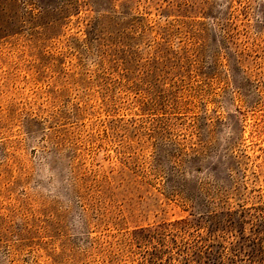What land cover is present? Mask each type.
Masks as SVG:
<instances>
[{
    "label": "rangeland",
    "instance_id": "1",
    "mask_svg": "<svg viewBox=\"0 0 264 264\" xmlns=\"http://www.w3.org/2000/svg\"><path fill=\"white\" fill-rule=\"evenodd\" d=\"M17 4L34 15L0 30V264H183L228 211L222 264H264V0L0 11Z\"/></svg>",
    "mask_w": 264,
    "mask_h": 264
},
{
    "label": "trees",
    "instance_id": "2",
    "mask_svg": "<svg viewBox=\"0 0 264 264\" xmlns=\"http://www.w3.org/2000/svg\"><path fill=\"white\" fill-rule=\"evenodd\" d=\"M15 3H18V0H13ZM71 2V1H70ZM69 1H63L60 5L59 9H57V13L61 15H67L68 10V4H70ZM78 2V0H77ZM117 11V10H115ZM110 12L109 14H111ZM116 14V12H113ZM112 13V14H113ZM108 14V13H107ZM34 15V11L30 10H24L22 9L18 4L10 9L1 10L0 11V30L10 32V30H16L17 28H21L26 22L30 20V17ZM105 15V14H104ZM15 28V29H14ZM216 213H208L206 217L207 219H210L211 225L206 227L205 234L198 233L199 238L194 244V255L191 257L188 256L183 264H222V255L223 251L221 248V241L220 236H223V234H219L220 230H224L227 226L233 227V219L232 215L233 212H226L225 217L217 218ZM204 218H197L195 222L186 221V223H192L195 224L199 229L203 228L204 224ZM243 221V219H242ZM205 227V226H204ZM227 229V228H226ZM163 231L160 227L156 226L153 228H150L149 230V237L155 238L159 237L158 239L164 240ZM220 241V242H218ZM216 243H218L219 248H215ZM157 255V253H156Z\"/></svg>",
    "mask_w": 264,
    "mask_h": 264
}]
</instances>
